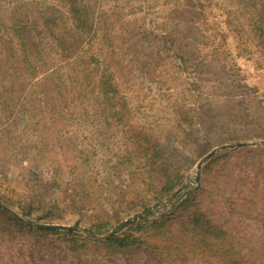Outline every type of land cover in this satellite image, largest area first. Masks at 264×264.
Wrapping results in <instances>:
<instances>
[{"label": "rangeland", "instance_id": "rangeland-1", "mask_svg": "<svg viewBox=\"0 0 264 264\" xmlns=\"http://www.w3.org/2000/svg\"><path fill=\"white\" fill-rule=\"evenodd\" d=\"M50 4L0 0L1 36L15 48L21 42L10 31L15 18L41 22L38 12ZM89 4L91 34L126 44L115 55L109 100L98 84L73 81L72 67L59 64L61 55L51 60L47 47L45 62L28 53L29 70H22L25 56L16 48V56L0 54V264L43 262L33 254L39 239L58 258L73 240L87 241L88 256L72 260L86 264L97 252L92 241L169 215L208 185L210 199L220 178L231 188L246 183L250 174L241 169L250 163L259 172L251 179L264 186V0ZM55 84L64 86L62 94ZM258 190L246 189L243 199L229 203L217 199L211 208L264 245V205L255 202L264 192ZM249 208L260 221L249 217ZM25 223L71 226L76 233L35 235Z\"/></svg>", "mask_w": 264, "mask_h": 264}, {"label": "trees", "instance_id": "trees-1", "mask_svg": "<svg viewBox=\"0 0 264 264\" xmlns=\"http://www.w3.org/2000/svg\"><path fill=\"white\" fill-rule=\"evenodd\" d=\"M38 14L42 19L41 22L23 18L20 14L18 18H15L18 20L17 23L10 28V31L16 32L21 40L20 43L17 42L15 48L25 56L22 61V70H29L27 65L32 60H28V53L34 55L37 60L45 62L41 53L47 47L51 60L56 59L55 54L61 55L64 61H59V64L64 66L61 63L64 62L72 67L70 69L74 74L73 81H77L82 87L96 88L98 84L99 87H103L104 95L102 96L105 100H109V90L113 85L111 69L119 63L115 57L120 50L119 45H126L123 44V38L110 37L107 33L105 34L107 37L102 40V37L96 36V33L91 34L94 28L91 16L94 13L89 0H51V4L45 6V10ZM29 20H32V23L29 24ZM2 27L4 28L5 24H2ZM31 30L35 35H28ZM0 39L1 41L4 39L1 34ZM2 46L0 54L5 58L9 57V54L16 56L13 52L15 48L10 40L4 39ZM43 69V71L46 70V68ZM98 69L102 73L97 77ZM56 70L50 74L58 73ZM96 79L98 82H95ZM94 82L96 84L93 85ZM55 85L54 88L58 89V94H62L59 89L64 86ZM79 90L81 93V89ZM80 96L84 97L82 94ZM63 99L66 98L63 97ZM241 170L242 176L250 174L247 178L248 182L245 183L241 179L231 188L224 178H220L215 181L216 187L213 191L216 193L213 192V197L210 199L207 197V193L211 194L207 189L208 185L205 190L203 188L194 193V196L183 198L177 210L169 215L139 221L121 234L110 236L104 241L89 242L97 252L95 258L88 260L86 264H264V245L256 243L257 240H254L250 234L251 230L246 226L236 227L231 217H221V213H213L211 208L213 201L224 197L226 198L221 201L223 203H229L234 197L237 200L243 199L246 189L250 192L255 187L260 191L263 189L262 192H264L263 184H257L255 181V178L259 177L255 163H250ZM254 174L255 178L251 179ZM227 175L228 170H225L223 176ZM207 200H209L208 204ZM261 200L263 201L264 198ZM261 200H255V202L264 205ZM235 203L234 199L233 205ZM184 210L189 211V217L181 213ZM247 212L251 215L249 217L254 218L255 223L260 221L259 216H255L256 210L249 208ZM10 218L13 222H21L16 217ZM251 225L252 223L249 227ZM21 226L28 228L35 235L50 234L49 236H52L51 234L54 235L56 232L68 235L76 233L74 228L62 230L54 225L46 227L25 223ZM35 247L37 249L33 254L36 257H44V261L39 264H56L55 261L59 259H64V262L60 264H72V260L78 258L77 254L82 258L88 256L87 241L83 244L78 243L76 239L66 246L65 250L61 249L62 256L59 258L55 255L51 257V253L47 251L50 242L39 239ZM127 255L128 258H126Z\"/></svg>", "mask_w": 264, "mask_h": 264}, {"label": "water", "instance_id": "water-1", "mask_svg": "<svg viewBox=\"0 0 264 264\" xmlns=\"http://www.w3.org/2000/svg\"><path fill=\"white\" fill-rule=\"evenodd\" d=\"M238 145H241V143H239ZM233 145L232 144H229V145H224V146H222V148H225V147H232ZM216 150L217 149H214V150H212L211 152H209L200 162H199V164H198V168H200L201 167V165H202V163L206 160V159H208V158H210L215 152H216ZM44 226H46V227H50V226H52V225H48V224H46V225H44ZM57 226V225H56ZM57 227H63V228H66V229H70V228H72L71 226H57Z\"/></svg>", "mask_w": 264, "mask_h": 264}]
</instances>
